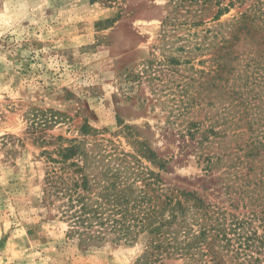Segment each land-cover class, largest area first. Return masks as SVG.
Instances as JSON below:
<instances>
[{"label":"trees","instance_id":"16d2710c","mask_svg":"<svg viewBox=\"0 0 264 264\" xmlns=\"http://www.w3.org/2000/svg\"><path fill=\"white\" fill-rule=\"evenodd\" d=\"M168 5L160 40L176 53L156 65L146 60L129 77L154 81L166 138L176 137L201 170H219L217 198L167 185L160 173L167 160L130 126L119 130L134 146L125 152L82 124L79 138L42 149L41 205L85 249L140 244L135 264H264V0ZM232 9L236 14L223 19ZM196 55L201 69L190 64ZM181 64H190L191 74L177 80ZM35 137L41 147L52 142Z\"/></svg>","mask_w":264,"mask_h":264},{"label":"rangeland","instance_id":"374dc122","mask_svg":"<svg viewBox=\"0 0 264 264\" xmlns=\"http://www.w3.org/2000/svg\"><path fill=\"white\" fill-rule=\"evenodd\" d=\"M168 9V0H0V264H135L140 244L85 249L66 238V224L41 205L42 149L79 138L82 124L125 152L134 146L119 130L130 126L167 160L160 171L167 185L217 198L219 170H201L176 137L166 138L154 81L129 77L146 60L156 65L176 53L160 40ZM202 58L190 64L201 69ZM190 64H181L177 80L191 74ZM34 136L52 142L41 147Z\"/></svg>","mask_w":264,"mask_h":264}]
</instances>
